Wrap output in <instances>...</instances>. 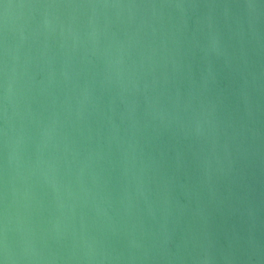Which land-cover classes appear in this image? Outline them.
Here are the masks:
<instances>
[{
	"label": "water",
	"instance_id": "1",
	"mask_svg": "<svg viewBox=\"0 0 264 264\" xmlns=\"http://www.w3.org/2000/svg\"><path fill=\"white\" fill-rule=\"evenodd\" d=\"M0 264H264V0H0Z\"/></svg>",
	"mask_w": 264,
	"mask_h": 264
}]
</instances>
